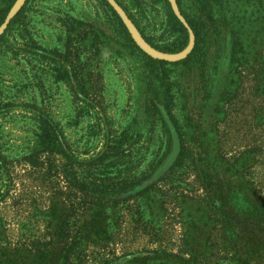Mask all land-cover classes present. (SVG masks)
<instances>
[{"label":"rangeland","instance_id":"374dc122","mask_svg":"<svg viewBox=\"0 0 264 264\" xmlns=\"http://www.w3.org/2000/svg\"><path fill=\"white\" fill-rule=\"evenodd\" d=\"M23 1L20 0L18 6ZM43 4L45 2H41V10L45 11ZM39 13L33 15L31 30L49 36L50 42L19 39L13 42L9 53H0V94L13 101L9 115L0 116V151L5 156L0 168V190L5 194L0 202V264H12L10 246L26 244L25 247L34 248L38 240H49L48 210L53 201L61 202L59 208L71 222L89 220L96 211V208L91 209L93 204L89 199L82 196L96 179L97 174L90 169L92 166L78 161L69 164L51 150L45 151L39 159L32 157L33 152L40 149L39 138L45 131L39 123L41 113L50 114L56 120L65 134L66 144L79 160H89L93 154H108L106 150L111 147L126 149L130 143L129 152L115 150L121 158L129 154L130 163L119 168L109 166L103 176L127 172L150 174L152 162H156V157L166 148L165 144L160 148L156 132L143 127L142 112L137 130L147 133L130 138L124 145L120 143L119 135L127 119L135 114V106L127 102L125 91L131 82V88L135 85L132 75L138 76L142 71L140 60L132 56L122 42H106L94 62L104 69V83L108 88L104 95L82 93L57 71L60 60L57 52L64 51L68 43L56 41L58 16L51 12ZM225 14L232 19L234 36L222 42L218 67L210 81L212 98L195 108L193 115L200 130L192 143L197 147L196 157L201 162L198 170L181 168L172 172L171 177L165 175L179 148V142L173 141L165 160L153 174L121 196H131L130 200L115 204L122 216L121 227H114L108 243H100L105 247L90 245L80 264H141L145 257H151L148 261L153 264L156 249L178 252L183 228L176 202L181 195L188 196L189 204L195 207L216 205L205 216L219 222L218 251L222 250L224 258H220L218 264H264V255L258 261L245 255L247 249L241 240L244 232L237 226V222L245 219L247 223L250 213L259 210L247 197L250 182L264 195V121L257 123L253 118L254 110L264 102V93L253 88L259 80L264 84V0H235L225 9ZM137 39L153 56L170 60L185 57L191 47L168 55ZM234 43L239 51L237 60L232 62ZM83 55L88 57L89 53ZM241 153L248 159L244 167L241 163L235 166ZM250 157H255L252 166ZM204 165L202 174L200 169ZM71 166L76 172H69ZM149 184L152 185L150 191L139 196L137 192ZM251 218L252 215L248 227L259 232L261 227L251 224H256L259 216Z\"/></svg>","mask_w":264,"mask_h":264},{"label":"trees","instance_id":"16d2710c","mask_svg":"<svg viewBox=\"0 0 264 264\" xmlns=\"http://www.w3.org/2000/svg\"><path fill=\"white\" fill-rule=\"evenodd\" d=\"M19 0H0V53L10 52L13 42H50V37L38 34L31 30V22L35 13H50L57 15L59 24L57 42H68L64 51L57 52L58 73L61 78L72 82L76 90L82 93L97 95L107 90L105 71L98 68L94 62L96 56L103 51L106 42H122L132 56L140 60L142 71L132 78L135 85L130 83L125 94L131 107L135 106L133 118H128L124 131L119 135L120 143L124 145L133 137H143L144 133L137 130L140 112H142L143 127L156 132L157 139L166 145L162 154H159L151 164V173L103 176L109 166L119 168L130 163L129 154L123 158L115 150L128 151L122 147L107 149L108 154H93L89 160H79L76 154L66 144L65 134L59 124L50 114L41 113L39 123L44 133L40 136L39 150L33 152L32 157L39 159L48 150L59 154L68 163L84 162L92 166L96 179H93L88 191L82 193L93 204L91 209L96 211L91 219L71 222L64 211L59 208L61 202L53 201L50 205V231L47 237L38 240L34 248L21 245L12 247V264H80L89 246L108 243L114 227H121L122 216L115 208V204L123 200H130L131 196L122 198L124 193L142 184L162 164L169 153L173 141L179 142L175 160L168 169V177L177 169L190 168L198 170L201 163L197 159V147L194 137L199 130V123L193 115L195 108L212 98L210 81L218 67L221 57L222 42L231 34L232 19L225 14L235 0H25L14 11ZM262 1V0H260ZM41 2H45V11L41 10ZM124 13V14H123ZM51 14H49L51 16ZM125 15V16H124ZM49 16V17H50ZM130 21L143 41L156 51L168 55H175L185 51L193 42L190 51L183 58L169 60L155 57L147 52L135 38L128 23ZM72 42H75L73 44ZM232 42H235L233 40ZM38 47V45L36 46ZM43 49L41 47H38ZM237 45L232 47V62L236 61ZM40 52V51H39ZM88 52L89 56H82ZM36 54V53H34ZM74 57V58H73ZM100 60V59H99ZM98 60V61H99ZM124 90L123 87H121ZM120 88V89H121ZM258 92L264 93V84L259 80L254 84ZM129 95V96H128ZM13 107V101L0 94V116L7 117ZM254 122L264 121V102L254 110ZM150 127V128H149ZM137 131V132H136ZM115 151V152H114ZM161 155V157H160ZM111 157L113 161L107 162ZM101 160V161H100ZM5 156L0 151V168L3 166ZM255 157H250V166ZM32 162V160H31ZM243 153L236 158V163L246 165ZM34 164L37 161L33 162ZM128 163V164H129ZM204 164V163H202ZM76 168L71 166L69 172ZM96 170V172L94 171ZM126 170V169H125ZM112 172V171H110ZM200 172H205V165ZM164 175V177H165ZM207 177L206 175H204ZM113 183H110L111 181ZM161 180V179H160ZM158 182V181H157ZM204 183H208L205 182ZM158 184V183H157ZM209 184V183H208ZM243 182L240 183L239 188ZM152 185L149 184L137 192L139 196L145 194ZM250 203L259 207L250 213L251 220L259 216L254 226H260V231L250 229V221L246 219L237 222L243 229L241 238L243 246L247 249L250 259L258 261L264 255V195L257 186L250 182ZM5 194L0 190V202ZM177 200V209L182 216L183 234L178 252L167 249H156L153 264H218L222 256L219 250L220 233L218 220L207 219L205 213L212 211L216 205L195 207L189 204V198L181 195ZM167 199L166 201H168ZM200 202H198L199 204ZM188 209V210H187ZM202 212L203 215L199 213ZM185 215L187 217L185 218ZM209 218V217H208ZM253 226V227H254ZM252 227V228H253ZM221 256V257H220ZM145 257L141 264H150ZM26 260V261H25ZM76 261L77 263H75Z\"/></svg>","mask_w":264,"mask_h":264},{"label":"water","instance_id":"95a60500","mask_svg":"<svg viewBox=\"0 0 264 264\" xmlns=\"http://www.w3.org/2000/svg\"><path fill=\"white\" fill-rule=\"evenodd\" d=\"M19 1H20V0H19ZM19 1H18V3H19ZM24 1H25V0H24ZM24 1H23V2H24ZM23 2L21 3V5L23 4ZM18 3H17V5L15 6L14 11L17 10V9L21 6V5L18 6ZM123 14H124V13H123ZM124 16H125V15H124ZM128 23H129V25H130V27H131V30L133 31V34H134L135 38L137 39L136 34H135V33H136V32H135V30H136L135 27L132 25V23H131L130 21H128ZM133 28H134L135 30H134ZM136 31H137V30H136ZM137 33H138V31H137ZM138 35H139V33H138ZM139 37L141 38L140 35H139ZM141 40L143 41L142 38H141ZM137 41H138V39H137ZM143 42H144V41H143ZM138 43H139V41H138ZM144 43H145V42H144ZM145 44H146V43H145ZM192 44H193V42H192ZM192 44H191V47H192ZM148 46H149V45H148ZM189 47H190V46H189ZM191 47H190V49H191ZM189 51H190V50H189ZM189 51H188V52H189ZM166 59H167V58H166ZM169 60H170V59H169Z\"/></svg>","mask_w":264,"mask_h":264},{"label":"bare ground","instance_id":"6f19581e","mask_svg":"<svg viewBox=\"0 0 264 264\" xmlns=\"http://www.w3.org/2000/svg\"><path fill=\"white\" fill-rule=\"evenodd\" d=\"M134 29V28H133ZM135 30V29H134ZM135 34L137 35V37L141 40V38L139 37V35H138V33H137V31L135 30ZM142 41V40H141ZM143 42V41H142Z\"/></svg>","mask_w":264,"mask_h":264}]
</instances>
